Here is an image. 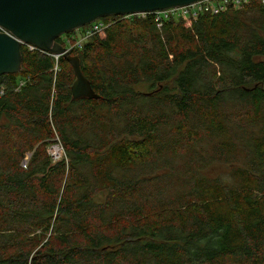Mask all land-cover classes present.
Returning a JSON list of instances; mask_svg holds the SVG:
<instances>
[{
    "label": "trees",
    "instance_id": "16d2710c",
    "mask_svg": "<svg viewBox=\"0 0 264 264\" xmlns=\"http://www.w3.org/2000/svg\"><path fill=\"white\" fill-rule=\"evenodd\" d=\"M102 20L100 98L24 46L0 75V264H264V3Z\"/></svg>",
    "mask_w": 264,
    "mask_h": 264
},
{
    "label": "water",
    "instance_id": "95a60500",
    "mask_svg": "<svg viewBox=\"0 0 264 264\" xmlns=\"http://www.w3.org/2000/svg\"><path fill=\"white\" fill-rule=\"evenodd\" d=\"M197 0H0V75L21 68L23 43L63 56L71 65L72 98L98 99L82 74L77 55L58 37L103 16L127 15L190 4ZM2 29V30H1Z\"/></svg>",
    "mask_w": 264,
    "mask_h": 264
},
{
    "label": "built area",
    "instance_id": "2783aa9c",
    "mask_svg": "<svg viewBox=\"0 0 264 264\" xmlns=\"http://www.w3.org/2000/svg\"><path fill=\"white\" fill-rule=\"evenodd\" d=\"M252 0H197L190 4L178 6V7H170L163 10L153 12L155 20L157 21V26H161V21L163 18H167L172 14L180 16L186 26H191V23L198 18V16L202 13L209 14H218L227 11L228 9H239L247 4H250ZM261 3H264V0H260ZM147 13L140 12L136 14H127V15H139L144 17ZM111 21L104 22L103 20H95L89 23V26L84 28L77 29L76 33H71L69 35L62 36V45L65 47L66 51H70L72 49H80L85 40H87L90 36L95 34L104 33L105 28L109 25ZM82 27V26H81ZM2 30V29H1ZM26 49L30 51H37L41 54L51 55L56 60L60 55L51 54L47 51H44L37 46L30 43H23ZM3 90L0 89V94H2ZM53 144L49 145L47 151L53 160H57L62 156L63 149L60 143H58L57 137H54ZM57 149V151L55 150ZM29 155L27 154L23 161L22 165H26V161Z\"/></svg>",
    "mask_w": 264,
    "mask_h": 264
},
{
    "label": "rangeland",
    "instance_id": "374dc122",
    "mask_svg": "<svg viewBox=\"0 0 264 264\" xmlns=\"http://www.w3.org/2000/svg\"><path fill=\"white\" fill-rule=\"evenodd\" d=\"M102 18L103 17H100V18H98L97 20H102ZM168 18V17H167ZM109 19V18H108ZM164 19V18H163ZM162 19V20H163ZM161 23H162V21H161ZM162 25V24H161ZM87 26H89V24H86V25H84V26H82V27H79V28H84V27H87ZM78 29V28H77ZM77 29H74V30H71V33H76L77 32ZM66 34V33H65ZM65 34H62L61 35V37L62 36H65ZM99 36H104V33H101V34H99ZM140 88H143V87H140Z\"/></svg>",
    "mask_w": 264,
    "mask_h": 264
},
{
    "label": "bare ground",
    "instance_id": "6f19581e",
    "mask_svg": "<svg viewBox=\"0 0 264 264\" xmlns=\"http://www.w3.org/2000/svg\"><path fill=\"white\" fill-rule=\"evenodd\" d=\"M163 10V9H162ZM155 11H159V10H154V11H149V12H146L147 14L148 13H153V12H155ZM56 151H57V149H55Z\"/></svg>",
    "mask_w": 264,
    "mask_h": 264
},
{
    "label": "flooded vegetation",
    "instance_id": "af4514ba",
    "mask_svg": "<svg viewBox=\"0 0 264 264\" xmlns=\"http://www.w3.org/2000/svg\"><path fill=\"white\" fill-rule=\"evenodd\" d=\"M58 40H59V38H58ZM60 41H61V38H60Z\"/></svg>",
    "mask_w": 264,
    "mask_h": 264
}]
</instances>
